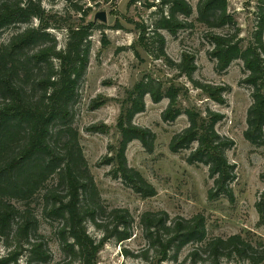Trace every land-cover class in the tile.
Returning <instances> with one entry per match:
<instances>
[{"label": "trees", "instance_id": "1", "mask_svg": "<svg viewBox=\"0 0 264 264\" xmlns=\"http://www.w3.org/2000/svg\"><path fill=\"white\" fill-rule=\"evenodd\" d=\"M42 1L0 0V244L6 250L0 256V264H21L22 257L25 264L50 262L46 236L39 229V209L42 218L54 229L53 235L62 251L63 259L56 264H97L104 245L112 240L123 243L130 239L134 226L127 209L110 208L102 202L74 124L78 90L89 64L90 37L101 26L85 22L91 8L84 10L81 0H63L69 11L81 15L78 24L69 15L47 11ZM256 2L257 20L245 48L241 30L228 11V0H198L195 21L208 29L206 38L212 46L209 55L216 61L218 72L234 61L242 62L244 78L240 83L251 91L244 138L253 146L263 147L264 0ZM136 3L155 8V18L151 27L144 23L136 25L138 38L131 46L134 55L139 57L138 46L185 76L208 99L224 105V95L230 88L194 79L197 67L193 54L183 52L181 60L174 62L165 52L161 31L175 37L193 25L190 2L130 1V5ZM57 27L67 33L63 49L58 48L51 32ZM222 28L229 30L214 31ZM8 30L7 39H3ZM102 41L105 44L104 37ZM179 95V88L173 85L165 88L162 82L149 76L125 92L116 124L120 139L115 157L108 160L115 163L112 176L142 198L156 195L155 188L128 166L125 152L135 140L147 152L153 151L156 135L135 125L133 119L144 112L146 96L153 103L168 99L162 121L171 123L185 115L188 122L186 128L173 135L169 150L188 151V164L208 168V177L213 180L208 191L210 200L225 197L233 203L231 185L236 180V165L228 160L226 152L233 148L234 142L216 131L224 116L210 109L182 110L178 106ZM106 100L100 96L90 109L102 107ZM103 130L102 125L88 128L91 132ZM260 178L264 180V171ZM255 207L260 223H264V190ZM89 225L101 233L100 239L88 233ZM138 226L147 247L140 254H130L124 249V255L149 264L164 263L171 258V252L175 260L188 245L195 246L189 253L195 263L224 264L225 259L234 264H264L263 242L253 244L239 234L208 238L201 214L189 219L181 216L170 219L164 211L145 212Z\"/></svg>", "mask_w": 264, "mask_h": 264}, {"label": "rangeland", "instance_id": "2", "mask_svg": "<svg viewBox=\"0 0 264 264\" xmlns=\"http://www.w3.org/2000/svg\"><path fill=\"white\" fill-rule=\"evenodd\" d=\"M130 1H80L84 10L91 8L85 22H95L96 26H101V30L95 29L90 37L89 64L78 90L74 124L79 131L83 154L102 202L110 208L127 209L134 219L131 238L123 243L113 240L106 243L98 254L97 264H149L141 258L125 256L123 251L125 249L130 254H140L147 247L138 226L139 218L145 212L164 211L170 219L177 216L189 219L201 214L205 218L208 238H227L239 234L253 244L264 243V223H260L255 207L259 194L264 190V180L260 178L264 171V146H253L244 138L251 91L240 83L244 78L242 62L234 61L229 68L217 71L216 61L209 55L212 46L206 38L208 29L195 21L198 0H188L193 8L191 28L179 31L175 37L161 31L165 38V52L172 61L179 62L183 52L193 54L197 67L193 74L194 79L230 88L224 95V105L211 101L195 89L185 76L178 75L177 71L170 69L162 60H156L138 46L136 49L139 57L134 55L131 46L138 38L136 25L144 23L151 27L155 8L148 9L140 3L130 5ZM42 6L61 16L69 15L75 24L79 23L81 15L69 11L63 0H43ZM228 11L234 16L241 30L242 46L245 48L257 20V2L228 0ZM99 12H105V23L94 20ZM228 30L222 28L214 31L226 33ZM51 32L57 40L58 48L63 49L66 30L57 27L51 29ZM9 33V30L6 31L3 39H7ZM146 76L162 82L165 88L169 85L179 88L178 106L182 110L194 107L203 112L210 109L224 116L216 125V131L234 142L233 148L226 152L228 160L236 165V180L231 185L235 196L233 203L225 197L210 200L208 191L213 186V180L208 177V168L201 164H188V151L172 153L169 150L173 135L186 128L188 122L185 115L171 123L162 121L161 115L167 108L168 99L153 103L146 96L144 112L133 119L135 125L148 128L156 135L153 151L147 152L135 140L128 144L125 152L128 166L137 170L155 188L156 195L142 198L125 186L121 179H114L112 174L116 168L115 163L108 160L115 157L120 139L116 124L121 102L125 98V92ZM100 96L107 98L106 103L92 111V102ZM100 125L104 126L103 133L88 131V128ZM37 214L40 232L46 236L52 256L47 264H56L63 259V255L53 235L54 229L42 218L40 209ZM88 233L96 240L101 237V233L91 225ZM194 247L188 245L183 248L175 260L172 258L174 253L171 252V258L160 264H210V261H193L189 253ZM5 253V248L0 244V256ZM20 262L25 264V258L22 257ZM222 262L234 264L233 261L225 259Z\"/></svg>", "mask_w": 264, "mask_h": 264}, {"label": "water", "instance_id": "3", "mask_svg": "<svg viewBox=\"0 0 264 264\" xmlns=\"http://www.w3.org/2000/svg\"><path fill=\"white\" fill-rule=\"evenodd\" d=\"M94 20L95 21L99 20V21L105 23L106 22V14H105V12H99V13H97L95 15V17H94Z\"/></svg>", "mask_w": 264, "mask_h": 264}]
</instances>
